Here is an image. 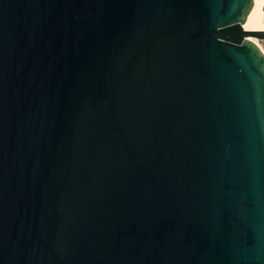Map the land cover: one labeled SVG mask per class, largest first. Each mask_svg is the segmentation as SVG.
<instances>
[{"label": "water", "instance_id": "95a60500", "mask_svg": "<svg viewBox=\"0 0 264 264\" xmlns=\"http://www.w3.org/2000/svg\"><path fill=\"white\" fill-rule=\"evenodd\" d=\"M253 0H0V264H264Z\"/></svg>", "mask_w": 264, "mask_h": 264}, {"label": "bare ground", "instance_id": "6f19581e", "mask_svg": "<svg viewBox=\"0 0 264 264\" xmlns=\"http://www.w3.org/2000/svg\"><path fill=\"white\" fill-rule=\"evenodd\" d=\"M242 28L246 32H264V0H253L252 8L246 17ZM248 39L259 48L264 57V50H262L258 44L253 41L258 40L251 37Z\"/></svg>", "mask_w": 264, "mask_h": 264}, {"label": "rangeland", "instance_id": "374dc122", "mask_svg": "<svg viewBox=\"0 0 264 264\" xmlns=\"http://www.w3.org/2000/svg\"><path fill=\"white\" fill-rule=\"evenodd\" d=\"M255 43H257L258 44V46L262 49V50H264V41H256V40H253Z\"/></svg>", "mask_w": 264, "mask_h": 264}]
</instances>
